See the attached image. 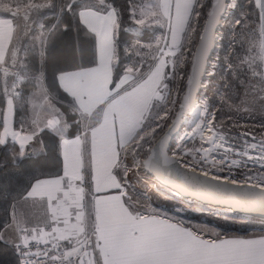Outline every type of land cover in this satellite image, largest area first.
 Listing matches in <instances>:
<instances>
[{"label": "snow or ice", "instance_id": "snow-or-ice-1", "mask_svg": "<svg viewBox=\"0 0 264 264\" xmlns=\"http://www.w3.org/2000/svg\"><path fill=\"white\" fill-rule=\"evenodd\" d=\"M254 2L258 23L246 22L234 34V44L243 50L228 68L234 78L246 70L264 81L250 39L255 35L260 41L258 55L264 63V0ZM50 3L33 0L23 12L25 21L34 9ZM236 3L223 0L222 8L230 10ZM206 5L209 0H155L147 10L132 9L138 25H159L164 31L143 50L140 45L133 47L140 61L128 67L118 83L112 75L106 81L111 94L104 103H116L103 112L93 107L82 85L86 77L110 70V28L117 26V16L114 10L103 16L82 11L81 21L99 38L98 65L58 75L60 87L71 97L66 107L41 85L31 100L29 121L19 128L13 123L23 80L16 71L18 25L12 16L0 15L7 29L0 40V144L11 137L21 155L46 128L76 124L79 132L62 141V173L36 179L13 202L11 219L0 226V253L11 248L15 264H264V232L226 235L188 223L178 214L135 198L117 172L131 157L124 176L148 169L157 183L170 186L176 194L190 190L210 201L231 197L264 213V119H256L257 114L264 116V85L257 88L248 82L251 96L246 93L239 105L221 95L223 114L219 106L209 110L206 100L197 105L192 97L191 86L205 65L212 75L220 60L218 54L210 56V50L219 38L214 24L221 0H211L207 10ZM194 108L202 113L200 121L170 150L171 136ZM101 119L108 152L98 146L105 134L96 131ZM26 205L36 209L31 223Z\"/></svg>", "mask_w": 264, "mask_h": 264}, {"label": "trees", "instance_id": "trees-1", "mask_svg": "<svg viewBox=\"0 0 264 264\" xmlns=\"http://www.w3.org/2000/svg\"><path fill=\"white\" fill-rule=\"evenodd\" d=\"M59 1V4H61L58 7L55 6L56 3L53 4L51 9L53 15L51 14L52 16L48 17L47 21H44V26L47 29L44 46L41 51L34 50L30 54L29 67L33 76L38 73L42 74L48 92L55 95L57 100L63 101L66 107L71 102V97L60 87L58 74L96 65L97 49L95 34L89 31L80 20L79 10L82 6L81 2ZM106 1L116 10L117 14L118 23L114 39L115 60L112 77L117 82L126 68L124 59L129 41L132 39L145 41L154 34L144 30L138 35L129 36L127 28L130 23L131 0ZM69 4L71 5L70 9L68 7ZM209 6L210 0L209 5H206V10ZM232 16V20L223 23L221 26L220 65L215 69V73L210 78V83L207 87L201 90L209 97V110L219 106V114H223L225 110V104L219 99L221 95H224L231 104L239 105L245 100L246 93L251 96V93L246 88L247 83L254 82L253 77L246 70L241 71L238 78H234L227 66L228 63H235L237 55L243 50L239 44H234V34L240 33L246 22L256 25L259 19V10L254 0H237ZM64 24H67L68 27L61 28L60 26ZM250 39L253 41L258 40L255 35H252ZM241 80L244 83H241ZM34 87L35 83L32 79L26 78L23 80L19 105L14 110L13 123L17 128L26 124L30 119L31 110L27 96ZM2 102L3 96L0 94V103ZM259 107L260 102L258 101V112ZM71 115L69 111L68 116L70 118ZM256 119H264V116L257 114ZM78 134V125L71 124L67 130L68 137ZM38 138L41 148L40 151L35 153H26V146L23 154L17 155L19 145L11 138L4 144H0V226H3L5 222L11 219L13 202L18 201L36 179L59 176L63 171V158L60 152V137L58 134L54 130L46 128L39 134ZM24 162H27V164ZM149 203L169 214H178L180 218L188 223L208 226L224 234L264 232V223L260 222L259 218L253 217V221H242L232 218L231 214L226 215V217H218L213 215L215 213L207 211L200 213L186 211L182 213L177 210V204H181V201L176 198L173 200L153 196ZM16 259L17 257L11 248L6 254L0 253V264H15Z\"/></svg>", "mask_w": 264, "mask_h": 264}, {"label": "rangeland", "instance_id": "rangeland-1", "mask_svg": "<svg viewBox=\"0 0 264 264\" xmlns=\"http://www.w3.org/2000/svg\"><path fill=\"white\" fill-rule=\"evenodd\" d=\"M67 1L68 2L78 1V2H81L82 5H85V4L98 5L99 4L103 8H106L108 6L112 7L106 0H67ZM31 2H33V0H0V11H8L12 15L15 14L13 16L16 18V22L18 25V38L14 43V47L17 51V57H18V64L16 68L17 75L19 77H22L23 80H25L26 78H28L29 80L32 79V81L35 83L34 89L31 92H29L27 96V101L29 103L30 110H31V100L35 97L36 93L39 90V87L43 85L46 88V85L44 84L43 76L41 73H38L36 76H33L30 70V67H29V57H30V54L33 53L34 50L35 51L42 50L44 46L45 36L47 33V29L44 26V21L45 20L47 21V18L53 15L51 11V9L53 8V4L56 3L55 5L56 7H58L61 4V3L59 4L60 2L59 0H56V1L51 0V3L46 5L45 7L34 9L31 13L30 20L25 21L23 12ZM130 2H131V15H130L129 27L127 28L129 31L128 35L135 36V35L142 33V31L144 32V30L149 31V33L151 34L153 32L154 35L145 41H139L136 39H132L131 41H129V45L127 47V52L125 54V59H124L125 67L135 63L138 59L140 60V57H138L132 51L134 46L140 45L141 50H143V48H145L146 46L154 44L155 42L154 40L158 39L161 33L164 31V29L159 25H147V24L138 25L133 19L132 9L147 10L148 8H150L151 6L155 4V0H133V1L131 0ZM235 7L230 10H227L226 16L224 17L225 20L223 23H227L228 21L232 20L231 18L233 17L232 14H233ZM221 33L222 32L219 31L220 38H221ZM255 41L251 40L254 46L256 45ZM220 47H221V43L219 39L217 43L216 51L212 54V57H215L217 54L219 55ZM219 65L220 63L218 62L216 64L215 69ZM227 69H228V66H227ZM214 73L215 71L212 73V75H208L206 71V76L202 83L203 84L202 88L207 87V85L210 83V78L213 76ZM23 80H22V83H23ZM19 91L22 92L21 88ZM19 97L20 95L16 98L14 102L15 108L19 105ZM205 100L207 101V106L209 109V105H210L209 97L206 95L204 91H201L197 97L196 103L197 105H201L203 104ZM201 115H202L201 111L196 109V114L193 116H190L189 122L183 126L181 130L182 133L180 132L173 139V145L170 146V150L175 148L176 144L180 141V139L184 137L185 134L188 131H190L200 121ZM30 116H31V113H30ZM67 130L68 128L67 129H57L54 131L58 134L59 137H68ZM106 149L107 148L105 146V150ZM25 152L27 153V151ZM131 164H132V158L131 157L125 158V160L123 161V166L118 169V174L121 177H123V179H125L129 193L133 195L135 198H140L142 200L146 199L148 202L150 199H152L153 196L161 197L164 199L165 198L173 199V200L176 198L181 201V204H177L178 205L177 210L181 211L182 213L186 211H189V212L191 211L193 213H200L206 210H210L211 213L212 211L216 212L215 214H213L215 216L226 217L227 215L226 212H219V210H211L210 208L203 206L195 201L185 199L179 196V194H176L174 191L170 190L169 188L163 185H160L159 183H157V181L153 177L148 175V173L144 169H141L138 171L133 170L131 172H128L127 176H124L123 175L124 172L128 168H131ZM24 211H25V214L28 215L29 217L28 222L29 223L33 222L32 213H34L36 209L30 208L26 205L24 208ZM231 217L235 218L236 220L238 219L242 221H249V220L253 221L255 218V217L254 218L250 217V219H244L243 217H239L237 215L236 216L231 215ZM259 221L264 223L263 219H259Z\"/></svg>", "mask_w": 264, "mask_h": 264}, {"label": "crops", "instance_id": "crops-1", "mask_svg": "<svg viewBox=\"0 0 264 264\" xmlns=\"http://www.w3.org/2000/svg\"><path fill=\"white\" fill-rule=\"evenodd\" d=\"M113 10L116 13V10L113 7L103 8L99 4L98 5L85 4V5H82L80 7L79 17H80V13L82 11L93 12L96 15L103 16V15H107L109 12H111ZM0 15H10V16H12V18L16 22V18L8 11H0ZM116 16H117V14H116ZM80 20H81V17H80ZM16 24H17V22H16ZM86 28L89 31H91L87 26H86ZM6 31H7V29L5 28L3 23L0 22V40L5 39ZM115 31H116V27L115 28H110V38L112 40L111 52H110V56H111V59H110V70L111 71L110 70H105V71H101V72L95 73L93 75H90V76L86 77V79H85V81H84V83L82 85L83 88L85 89L86 93L88 94L89 100L93 101V107L99 109L101 112L111 108L112 105L116 103V101H110L108 104L104 103L107 100L108 96L111 94V92L108 89V83L106 81L110 82L111 75L113 77V65H114V60H115V40H114L115 39ZM95 36H96V49H97V64L96 65H98L99 56H100L99 38H98V36L96 34H95ZM156 40H154V41H156ZM255 42H256L255 43L256 47H255V51L253 53V55H255L257 57V59L255 61V64L259 66L257 70H264V63H261V61L259 59V55H258L260 41L256 40ZM139 61L140 60L138 59L135 63H133L131 65H128L124 69V72L121 74L119 80L123 78V76L125 75L126 69L128 67L139 63ZM96 65H94V66H96ZM91 67H93V66H91ZM91 67L81 68V69H76V70H71V71H66V72H62V73H59V74L69 75V74H71L73 72L83 71V70L89 69ZM253 78H254V82H255L257 88H259L261 85H264V81H261L260 77H253ZM119 80L117 81V83L119 82ZM58 82H59V79H58ZM93 119H95V117H93ZM96 131H97V133H100L102 131L105 132L104 136H102V137H100L98 139V146L101 147V148L104 147V151L105 152L110 151L109 146H108V136H107V132L105 130V125H104L103 119H101V123L99 125H97ZM74 137L75 136H73V137H60V152H61L62 158H63L62 141L64 139L71 140ZM105 146L107 148L106 150H105ZM113 146H114V141H113ZM40 148H41V143L39 141V138L37 137L33 142H31L29 145H27L26 151L29 152V153H35L37 151H40ZM77 162H78V156L74 157V164L77 163ZM117 172H118V169H117ZM254 233L255 234H260L261 232L256 231V232H250V233H246V234L227 233L226 235L246 236V235L254 234Z\"/></svg>", "mask_w": 264, "mask_h": 264}, {"label": "water", "instance_id": "water-1", "mask_svg": "<svg viewBox=\"0 0 264 264\" xmlns=\"http://www.w3.org/2000/svg\"><path fill=\"white\" fill-rule=\"evenodd\" d=\"M222 3H223V0H221V5H218V7L220 8V11L217 13V22L214 24V31L218 35H219V31H221V26L223 25V22L225 20L224 17L226 16V12H227V10H224L222 8ZM210 5H211V0H210ZM219 39H220V36H219L218 40ZM218 40L215 41V45H214L213 49L210 50V56H212V54L216 51ZM207 67H208V65H205V69L201 71V73L197 76L196 81L191 86L192 97H193V100L195 102H197V97L202 90V87H203L202 83H203L204 78L206 76ZM184 87L187 88L188 86L185 85ZM195 114H196V108H194L191 112H189L184 117V119L180 122L176 131L173 133V135L171 136V138L169 140V149H170L171 143H172L173 139L175 138V136H177L181 132L183 126L189 122L190 116H193ZM144 170L148 173V175H150L151 177H153L155 179V174L151 170H148V169H144ZM159 184L169 188L172 191H174L170 186H167V185L162 184V183H159ZM179 196H181L185 199H189L191 201H195V202H197L203 206H206L208 208L230 210L231 213L235 216L236 215L239 217L251 216V217H255V218H259V219L264 220V213L257 210L256 208L252 207L250 204L237 203L231 197H226V198L221 199L219 201H210L208 199L196 196L190 190L180 193Z\"/></svg>", "mask_w": 264, "mask_h": 264}, {"label": "built area", "instance_id": "built-area-1", "mask_svg": "<svg viewBox=\"0 0 264 264\" xmlns=\"http://www.w3.org/2000/svg\"><path fill=\"white\" fill-rule=\"evenodd\" d=\"M13 140V139H12ZM14 141V140H13ZM15 143H17L16 141H14ZM18 144V143H17ZM211 210H219V212H226L227 213V215L228 214H231V215H233L232 213H231V211L230 210H225V209H212V208H210ZM206 211H208V212H211L210 210H206ZM213 213H216L215 211H212ZM241 217H243L244 219H249L251 216H241Z\"/></svg>", "mask_w": 264, "mask_h": 264}, {"label": "bare ground", "instance_id": "bare-ground-1", "mask_svg": "<svg viewBox=\"0 0 264 264\" xmlns=\"http://www.w3.org/2000/svg\"><path fill=\"white\" fill-rule=\"evenodd\" d=\"M182 133V132H181Z\"/></svg>", "mask_w": 264, "mask_h": 264}]
</instances>
